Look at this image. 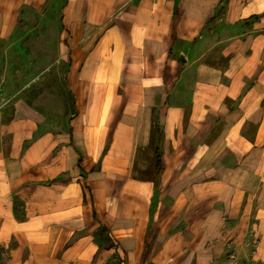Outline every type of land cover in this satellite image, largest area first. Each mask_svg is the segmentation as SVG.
I'll list each match as a JSON object with an SVG mask.
<instances>
[{
	"label": "crops",
	"instance_id": "obj_1",
	"mask_svg": "<svg viewBox=\"0 0 264 264\" xmlns=\"http://www.w3.org/2000/svg\"><path fill=\"white\" fill-rule=\"evenodd\" d=\"M59 1L73 107L0 122V264H264V0Z\"/></svg>",
	"mask_w": 264,
	"mask_h": 264
},
{
	"label": "rangeland",
	"instance_id": "obj_2",
	"mask_svg": "<svg viewBox=\"0 0 264 264\" xmlns=\"http://www.w3.org/2000/svg\"><path fill=\"white\" fill-rule=\"evenodd\" d=\"M61 4L59 0L25 4L14 32L0 39V122L9 121L19 106L39 111L48 123L68 119L73 96L65 78L68 58L60 52ZM143 166L150 172L151 162L146 160Z\"/></svg>",
	"mask_w": 264,
	"mask_h": 264
},
{
	"label": "trees",
	"instance_id": "obj_3",
	"mask_svg": "<svg viewBox=\"0 0 264 264\" xmlns=\"http://www.w3.org/2000/svg\"><path fill=\"white\" fill-rule=\"evenodd\" d=\"M161 165H162V161H161V158H160V154H158L157 155V166H158L159 169L161 168Z\"/></svg>",
	"mask_w": 264,
	"mask_h": 264
}]
</instances>
